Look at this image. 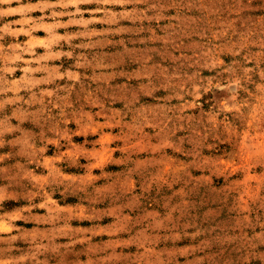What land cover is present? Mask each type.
<instances>
[{
    "label": "rangeland",
    "instance_id": "1",
    "mask_svg": "<svg viewBox=\"0 0 264 264\" xmlns=\"http://www.w3.org/2000/svg\"><path fill=\"white\" fill-rule=\"evenodd\" d=\"M0 264H264V0H0Z\"/></svg>",
    "mask_w": 264,
    "mask_h": 264
}]
</instances>
